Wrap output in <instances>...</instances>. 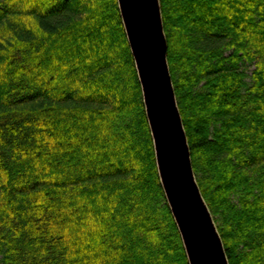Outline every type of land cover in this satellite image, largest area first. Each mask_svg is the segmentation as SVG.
Segmentation results:
<instances>
[{"label": "trees", "instance_id": "trees-1", "mask_svg": "<svg viewBox=\"0 0 264 264\" xmlns=\"http://www.w3.org/2000/svg\"><path fill=\"white\" fill-rule=\"evenodd\" d=\"M160 2L201 193L264 264V0ZM0 261L189 264L117 0H0Z\"/></svg>", "mask_w": 264, "mask_h": 264}, {"label": "water", "instance_id": "water-1", "mask_svg": "<svg viewBox=\"0 0 264 264\" xmlns=\"http://www.w3.org/2000/svg\"><path fill=\"white\" fill-rule=\"evenodd\" d=\"M141 85L157 170L189 264H230L201 193L168 63L160 0H117Z\"/></svg>", "mask_w": 264, "mask_h": 264}, {"label": "rangeland", "instance_id": "rangeland-1", "mask_svg": "<svg viewBox=\"0 0 264 264\" xmlns=\"http://www.w3.org/2000/svg\"><path fill=\"white\" fill-rule=\"evenodd\" d=\"M253 68H251V69H249V71H248V74H249V76H251L252 75V72H253ZM250 80L248 79V82H249ZM0 264H2V262L0 261Z\"/></svg>", "mask_w": 264, "mask_h": 264}]
</instances>
